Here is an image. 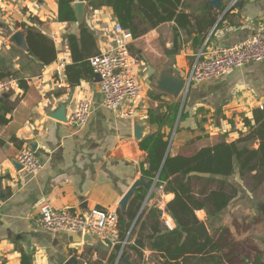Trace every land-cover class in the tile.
<instances>
[{"label": "crops", "instance_id": "obj_1", "mask_svg": "<svg viewBox=\"0 0 264 264\" xmlns=\"http://www.w3.org/2000/svg\"><path fill=\"white\" fill-rule=\"evenodd\" d=\"M183 4L187 17L182 24L173 20L161 23L130 44L138 60L144 98L136 106L125 101L117 110H109L101 103L97 75L87 74L77 63L67 40L70 32L80 34L77 19L58 20V0H0V78L11 74L19 78L18 84L0 97V264H19L23 252L32 256L33 264H65L72 256L78 264L136 262L138 256L132 250L126 254L129 262L120 261L113 258L115 248L95 235L97 243H84L83 233L41 230L35 219L44 206L77 212L94 207L121 210L124 194L136 180L145 178L141 164L148 153L140 142L151 133H171L172 141L179 130L169 150L192 154L203 146L237 141L249 132L244 118L255 123L254 110L264 109V60L237 67L219 79L193 83L183 97L159 90L157 81L163 72L186 78L202 48L208 52L230 46L256 33L264 24V0L234 4L222 0L221 11L212 0H183ZM85 22L95 36L94 53H99L116 22L113 9H94L88 3ZM23 24L54 41V62L41 65L32 53L9 42L13 33L26 29ZM61 62L64 65L57 69ZM82 97L93 100L92 114L82 127L47 115L62 102L69 115ZM179 101L178 115L168 123L170 105ZM132 107L135 115L131 117L125 113ZM140 121L144 122L143 137L138 139L135 125ZM31 143H36L35 153L44 163L34 176L15 166L19 149ZM252 175L230 178L238 182L240 192L222 214L210 218L205 209L195 210L199 223H206L209 236L215 233L221 247L211 250L206 261L201 255L189 257L188 264H264V215L258 209V204L264 203V185L253 188L248 183ZM152 188L145 204L147 212L153 206L162 209L164 228H176L166 210L174 194L164 192L162 186ZM240 207L243 213L235 214ZM146 214L131 235L134 241ZM221 227L230 232L229 245L220 236ZM145 243L144 256L150 259L155 253L149 241Z\"/></svg>", "mask_w": 264, "mask_h": 264}, {"label": "trees", "instance_id": "obj_2", "mask_svg": "<svg viewBox=\"0 0 264 264\" xmlns=\"http://www.w3.org/2000/svg\"><path fill=\"white\" fill-rule=\"evenodd\" d=\"M74 1L58 0V20L76 21L72 8ZM86 1L94 9L111 7L116 20L130 30L134 38L167 21L173 20L182 24L183 19L187 17L182 11L183 0ZM23 26L28 31L27 40L31 53L38 62L41 65L54 62L57 57L54 41L31 26ZM66 37L77 63L85 67L87 74H92L90 57L98 53H94L95 36L92 30L85 26L81 28L80 34L70 32ZM181 103L179 101L170 105L171 118L168 123L174 120L173 116L177 117ZM253 116L255 123L248 117L244 118L249 132L237 141L203 146L192 154H173L169 150L179 130L172 141V134H164L161 130L141 140V148L148 153L146 160L141 164L142 175L148 180V187L138 188L126 211L118 210L121 235L125 237L133 223L135 222L134 228L139 223L141 216L138 218V214L152 186H162L164 192L174 194L173 199L167 203L166 210L177 226L174 229L164 228L158 207H151L141 224L136 240L123 251L120 261L132 250L138 260L130 264H141L146 240L155 253V256L150 258L155 264H188L189 257L196 255H201V259L206 261L205 256L211 250L221 247L215 240V233L200 238L194 232H186L183 228L199 223L195 210L205 209L210 218H215L229 207L240 192L238 182L230 180L231 177L239 176L243 179L253 173L248 183L252 184L253 188H257L259 184L264 185V109L254 110ZM255 142L258 143L257 148L253 147ZM220 229L221 238L229 245V230L223 227ZM146 230L151 233L147 234ZM119 248L115 247L113 258L118 257ZM19 264H33L32 256L23 252Z\"/></svg>", "mask_w": 264, "mask_h": 264}, {"label": "built area", "instance_id": "obj_3", "mask_svg": "<svg viewBox=\"0 0 264 264\" xmlns=\"http://www.w3.org/2000/svg\"><path fill=\"white\" fill-rule=\"evenodd\" d=\"M237 1L232 0V4ZM108 34L109 38L105 47L90 57L93 72L100 77L101 103L103 107L109 110H117L125 101H130L136 106L144 98L145 90L137 75L138 60L130 49L134 36L117 20L111 26ZM262 60H264V24L260 25L256 33L240 43L215 47L208 52L202 48L185 78L186 85L183 94H187L193 83L219 79L237 67ZM63 65L61 62L56 68L59 69ZM18 82L19 78L15 76L0 78V97L13 89ZM92 107L93 100L91 98L82 97L78 99L76 106L68 115L67 122L76 128L82 127L89 120ZM125 114L132 117L135 115L134 108L132 107ZM17 160L28 175L34 176L44 167V163L28 145L19 149ZM151 193L150 190L143 202L138 218L146 208L145 204ZM196 211H203V209ZM34 223L37 228L51 232L77 234L88 229L93 235L108 242L112 247L119 246L118 258L122 256L123 251L130 244L134 243L131 235L135 230V222L127 235L123 237L120 230L119 215L114 210L94 207L84 212H77L71 208L55 209L51 206H44ZM141 264L155 263L144 256Z\"/></svg>", "mask_w": 264, "mask_h": 264}, {"label": "water", "instance_id": "obj_4", "mask_svg": "<svg viewBox=\"0 0 264 264\" xmlns=\"http://www.w3.org/2000/svg\"><path fill=\"white\" fill-rule=\"evenodd\" d=\"M212 3L215 5L217 9H219L220 11L222 10V0H212ZM87 5H88V1L86 0H77L72 3V8L75 12L77 22L81 27H84L86 25L85 21H86ZM27 35H28L27 30L25 28H20L19 30H17L15 33L12 34V36L9 38V42L31 53V49L27 41ZM97 77H98V81H100V77L98 75ZM185 85H186L185 77H183L182 75H177V76L172 75L167 72H163L160 75L159 80L157 81V88L159 90L167 92L174 97L185 96L183 94ZM262 102L264 104V100ZM47 115L58 121L67 122L68 121L67 104L65 102L60 103L55 110L48 111ZM143 123H144L143 121H140L135 125V134L138 139L143 137V128H142ZM30 147L33 151H36L37 149L36 143H31ZM15 166H17V168H23V166L18 162V160L15 162ZM147 185L148 184L145 178L136 180L120 200L119 203L120 209L122 211H126L131 198L135 195L136 189L140 186H147ZM258 209L264 215V203L258 204ZM158 212L160 216H162L163 210L159 208ZM183 230L186 232H194L200 238L207 237L210 234L208 227L204 221L197 224H193L191 226H186L183 228ZM83 242L97 243V240L96 238H94V235L90 232V230L87 229L83 232ZM129 259H130L129 254L123 258V260L126 262H129ZM65 264H78V260L75 256H72L65 262Z\"/></svg>", "mask_w": 264, "mask_h": 264}, {"label": "rangeland", "instance_id": "obj_5", "mask_svg": "<svg viewBox=\"0 0 264 264\" xmlns=\"http://www.w3.org/2000/svg\"><path fill=\"white\" fill-rule=\"evenodd\" d=\"M184 98H185V97H184ZM199 184H201V183L199 182ZM245 192H247V191H245ZM241 193H242V192H241ZM260 198H261V194H260ZM243 202L245 203V200H243ZM243 209H244V208H242V207H240L239 209H236L235 214H242V213H243ZM227 210H228V209H227ZM232 210H233V208L230 209L229 212L231 213ZM146 212H147V208L144 209V211L142 212V214H141V217H142V218L145 216Z\"/></svg>", "mask_w": 264, "mask_h": 264}]
</instances>
